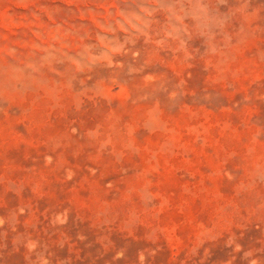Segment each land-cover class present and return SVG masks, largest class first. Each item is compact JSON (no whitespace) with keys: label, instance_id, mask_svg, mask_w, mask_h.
Listing matches in <instances>:
<instances>
[{"label":"rangeland","instance_id":"obj_1","mask_svg":"<svg viewBox=\"0 0 264 264\" xmlns=\"http://www.w3.org/2000/svg\"><path fill=\"white\" fill-rule=\"evenodd\" d=\"M0 264H264V0H0Z\"/></svg>","mask_w":264,"mask_h":264}]
</instances>
